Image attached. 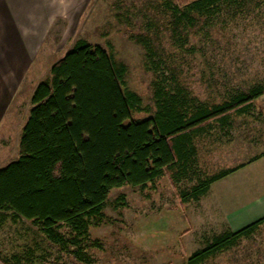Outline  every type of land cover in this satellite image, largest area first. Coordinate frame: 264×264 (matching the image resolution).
<instances>
[{
  "label": "rangeland",
  "instance_id": "obj_1",
  "mask_svg": "<svg viewBox=\"0 0 264 264\" xmlns=\"http://www.w3.org/2000/svg\"><path fill=\"white\" fill-rule=\"evenodd\" d=\"M175 1L0 0V169L19 159L36 87L79 40L127 66L126 89L143 102L138 120L154 116L156 91L199 105L264 85V0L192 25L168 7ZM196 147L186 174L111 192L104 222H93L82 244L87 263L31 222L0 212V264H188L214 237L264 217V96ZM241 165L198 202L183 201L200 180ZM121 195L126 206L115 209ZM204 264H264V226Z\"/></svg>",
  "mask_w": 264,
  "mask_h": 264
},
{
  "label": "trees",
  "instance_id": "obj_2",
  "mask_svg": "<svg viewBox=\"0 0 264 264\" xmlns=\"http://www.w3.org/2000/svg\"><path fill=\"white\" fill-rule=\"evenodd\" d=\"M248 1L176 0L168 7L179 22L192 25L234 7L242 9ZM127 72L108 50L79 40L36 87L19 159L0 169V212L31 222L82 263L88 262L82 244L93 222H104L114 189H145L165 175L186 174L197 157V140L247 116L264 96V85L252 84L219 102L192 105L178 94L156 91L154 116L138 120L134 114L143 112V102L126 89ZM243 167L200 180L182 194L183 201L198 202L215 183ZM122 206L123 195L115 209ZM262 226L264 217L214 237L188 264L206 263L250 239Z\"/></svg>",
  "mask_w": 264,
  "mask_h": 264
}]
</instances>
